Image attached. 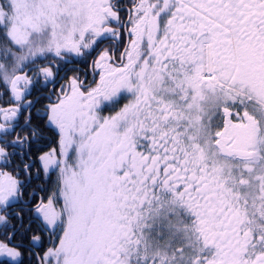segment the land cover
I'll use <instances>...</instances> for the list:
<instances>
[{
  "label": "snow or ice",
  "instance_id": "1",
  "mask_svg": "<svg viewBox=\"0 0 264 264\" xmlns=\"http://www.w3.org/2000/svg\"><path fill=\"white\" fill-rule=\"evenodd\" d=\"M0 264H264V0H0Z\"/></svg>",
  "mask_w": 264,
  "mask_h": 264
}]
</instances>
